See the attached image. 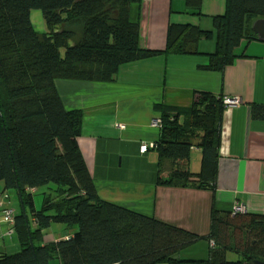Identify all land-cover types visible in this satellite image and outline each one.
Listing matches in <instances>:
<instances>
[{"label":"trees","instance_id":"trees-1","mask_svg":"<svg viewBox=\"0 0 264 264\" xmlns=\"http://www.w3.org/2000/svg\"><path fill=\"white\" fill-rule=\"evenodd\" d=\"M139 1L0 0V220L11 208L9 193L17 195L14 222L1 223L11 225L20 246L0 252V264L264 261V215L212 209L208 257L180 259V249L205 236L106 202L95 190L77 143L82 114L63 107L55 80H113L122 63L158 52L186 54L212 34L195 23L169 21L164 46L143 48L138 24L128 16L130 4ZM184 1L192 14H202V0ZM33 10L41 12L44 31L33 26ZM261 18L264 0H225L224 12L212 16L216 46L207 68L222 71L243 40H260L252 24ZM74 26L81 30L78 40ZM225 106L222 95L208 91H196L188 107L156 105L159 139L149 148L172 162L157 184L214 189ZM250 114L264 120V104L253 103ZM194 146L201 152L195 173L188 166ZM39 188L38 208L33 192ZM52 224L63 225L66 234L49 239ZM229 252L236 258L229 260Z\"/></svg>","mask_w":264,"mask_h":264},{"label":"crops","instance_id":"crops-1","mask_svg":"<svg viewBox=\"0 0 264 264\" xmlns=\"http://www.w3.org/2000/svg\"><path fill=\"white\" fill-rule=\"evenodd\" d=\"M224 10L225 0H202L201 15L192 14L184 0L131 3L128 16L138 24L143 48L164 46L169 21L195 23L211 31V37L200 39L186 54L158 52L122 63L113 80H55L63 107L82 114L77 143L98 196L205 236L180 249V259L208 257L212 209L232 215V207L242 205L244 213L264 215V120L250 114L253 103L264 104V38L243 40L222 71L208 69V55L216 46L212 16ZM196 91L240 99L222 112L214 189L157 184V176L170 174L172 162L159 159L155 148L139 150L142 142L159 139V128L151 125L160 117L156 105L188 107ZM200 158V148H191V172L199 171ZM65 234L60 224L51 225L48 235L58 239ZM18 247L11 225L0 220V252Z\"/></svg>","mask_w":264,"mask_h":264},{"label":"built area","instance_id":"built-area-1","mask_svg":"<svg viewBox=\"0 0 264 264\" xmlns=\"http://www.w3.org/2000/svg\"><path fill=\"white\" fill-rule=\"evenodd\" d=\"M223 103L226 105H238L240 103V99L238 97L223 96ZM151 125L159 128L161 125L160 117L152 119ZM154 144V142H142L139 146V150L140 152H145L149 147H154ZM238 213H244V208L242 205H235L232 207L231 214L235 215ZM1 221L5 224H12L14 222L13 209H4ZM210 243L212 246L213 242L211 241Z\"/></svg>","mask_w":264,"mask_h":264},{"label":"rangeland","instance_id":"rangeland-1","mask_svg":"<svg viewBox=\"0 0 264 264\" xmlns=\"http://www.w3.org/2000/svg\"><path fill=\"white\" fill-rule=\"evenodd\" d=\"M31 13H38L36 15H32V23H33V26L38 30V31H44L45 29H43V27L45 26L44 24V21H43V18H42V15H41V12L39 10H33V12ZM76 26H74V29L76 30V37L74 38V40H78V38L81 36V30H78L79 27L75 28ZM73 28V27H72ZM44 189L43 188H39L37 191H34L33 192V197L37 199V202L35 203V206L36 207H40L41 206V203H42V191ZM10 195V201H11V207L15 208V209H19V201H18V197L17 195H14L13 193H9ZM55 225H60V224H52V227H54ZM50 236V235H49ZM49 239L51 237H48ZM19 249V247H18ZM227 257L229 260H233L236 258V255L234 253H231L229 252L227 254Z\"/></svg>","mask_w":264,"mask_h":264},{"label":"water","instance_id":"water-1","mask_svg":"<svg viewBox=\"0 0 264 264\" xmlns=\"http://www.w3.org/2000/svg\"><path fill=\"white\" fill-rule=\"evenodd\" d=\"M252 31L257 35L259 38H264V19H256L252 24ZM21 201V200H20ZM22 211L24 217H26L25 208L22 205ZM253 264H264V261L255 260Z\"/></svg>","mask_w":264,"mask_h":264}]
</instances>
